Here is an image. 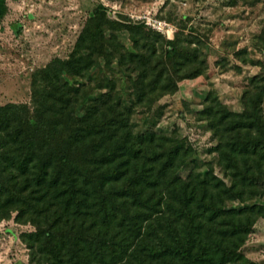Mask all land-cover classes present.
<instances>
[{
  "label": "trees",
  "instance_id": "trees-1",
  "mask_svg": "<svg viewBox=\"0 0 264 264\" xmlns=\"http://www.w3.org/2000/svg\"><path fill=\"white\" fill-rule=\"evenodd\" d=\"M8 12L0 0V23ZM203 46L100 3L70 54L33 72L30 102L0 103V221L34 226L29 264H260L242 247L264 219V75L239 111L206 96L214 160L169 148L146 105L206 72ZM254 48L264 58V20Z\"/></svg>",
  "mask_w": 264,
  "mask_h": 264
},
{
  "label": "rangeland",
  "instance_id": "rangeland-1",
  "mask_svg": "<svg viewBox=\"0 0 264 264\" xmlns=\"http://www.w3.org/2000/svg\"><path fill=\"white\" fill-rule=\"evenodd\" d=\"M229 1L8 0L9 12L0 23V103L30 102L33 72L56 56L66 58L70 54L89 15L100 3L112 18L151 12L171 25V35L163 34L166 39L198 36L204 42L208 69L196 79L182 80L174 94L150 96L146 105L157 116L161 114L159 127L171 134L169 148L188 145L199 160H214L211 150L216 141L200 114L206 96H217L230 112L239 111L249 78L264 75V58L254 48L264 20V0L255 5L251 0H238L233 6ZM243 50L246 53L237 54ZM98 75L101 77L99 71ZM116 77L127 94L126 77L121 73ZM143 117L139 113L133 121L141 125ZM31 230H35L33 225L13 218L0 221V264H29V249L21 234ZM242 251L264 264L263 218L255 224Z\"/></svg>",
  "mask_w": 264,
  "mask_h": 264
},
{
  "label": "built area",
  "instance_id": "built-area-1",
  "mask_svg": "<svg viewBox=\"0 0 264 264\" xmlns=\"http://www.w3.org/2000/svg\"><path fill=\"white\" fill-rule=\"evenodd\" d=\"M130 18L136 21L144 22L149 28L160 32L162 34L167 35L168 37L171 35L173 31L171 25L165 20L159 19L154 16L151 12H146L144 14H131Z\"/></svg>",
  "mask_w": 264,
  "mask_h": 264
}]
</instances>
